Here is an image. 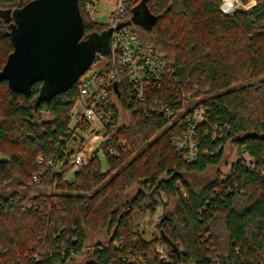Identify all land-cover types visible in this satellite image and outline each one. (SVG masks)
<instances>
[{
	"label": "trees",
	"instance_id": "trees-1",
	"mask_svg": "<svg viewBox=\"0 0 264 264\" xmlns=\"http://www.w3.org/2000/svg\"><path fill=\"white\" fill-rule=\"evenodd\" d=\"M29 1L0 0V71L14 49V11ZM88 1L99 0H79L84 39L108 30L91 21ZM142 1L133 5V20ZM221 1H144L146 20L134 22L174 65L175 87L166 95L176 118L131 101L122 81L121 106L130 116L121 121L110 94L105 110L114 122L103 150L112 146L117 154L105 152V170L94 150L66 176L78 83L48 96L44 82L24 94L0 80V264H68L103 231L108 239L84 264H264V0L234 15L223 13ZM180 107L206 109L193 162L172 142L188 126ZM43 111L52 118L39 121ZM228 143L240 158L196 191L188 176L218 167ZM163 195L176 198L160 219L176 248L162 237L147 239L134 220L135 213H155Z\"/></svg>",
	"mask_w": 264,
	"mask_h": 264
},
{
	"label": "built area",
	"instance_id": "built-area-1",
	"mask_svg": "<svg viewBox=\"0 0 264 264\" xmlns=\"http://www.w3.org/2000/svg\"><path fill=\"white\" fill-rule=\"evenodd\" d=\"M140 0H116L113 10L110 13L109 23L111 29L110 47L106 53L97 52L96 60H106L103 66H94L85 71L78 81V96L76 105L80 104L81 110L71 113L72 137L69 148L72 150L70 157L71 168L78 171L82 166L86 155H90L105 139V133L110 123L114 122L111 111L105 110V103L110 94L114 95L115 104L119 107V114L123 116L128 111L121 106V95L119 84L127 82L131 87V101L148 103L152 111L160 112L170 121H173L175 111L168 103L166 91L175 87L177 79L174 65L170 64L165 54L158 51L152 44L143 40L138 32L137 25L133 20L131 10L133 5ZM256 0H222L220 8L226 15H234L244 9L254 6ZM99 1H88L85 10L93 22L96 21ZM104 25V24H103ZM75 83V84H76ZM188 95H185V97ZM180 98H179V101ZM188 122L187 129L172 137L174 146L185 154L189 162L197 158L198 142L196 129L206 119V109L194 107L188 111L186 107H180ZM121 119V117H120ZM222 136V135H220ZM110 140V138H109ZM95 146H93L94 144ZM109 143V142H108ZM107 143V144H108ZM100 147L103 149L107 146ZM120 147L127 149L125 140H121ZM99 149V150H100ZM70 150H65V152ZM117 154L115 147L109 146L104 153ZM246 152L242 157L247 164H251V157ZM51 163V162H50ZM38 180V176L34 175ZM161 258L167 254L159 249ZM142 264H147L141 258Z\"/></svg>",
	"mask_w": 264,
	"mask_h": 264
},
{
	"label": "water",
	"instance_id": "water-1",
	"mask_svg": "<svg viewBox=\"0 0 264 264\" xmlns=\"http://www.w3.org/2000/svg\"><path fill=\"white\" fill-rule=\"evenodd\" d=\"M144 1L135 9L134 20H146ZM13 51L0 71L16 92L29 94L37 82H44L48 96L71 88L87 71L96 53L107 52L111 29L84 39L85 23L79 0H30L14 11ZM109 142L103 139L96 151ZM161 237L176 245L158 223Z\"/></svg>",
	"mask_w": 264,
	"mask_h": 264
},
{
	"label": "rangeland",
	"instance_id": "rangeland-1",
	"mask_svg": "<svg viewBox=\"0 0 264 264\" xmlns=\"http://www.w3.org/2000/svg\"><path fill=\"white\" fill-rule=\"evenodd\" d=\"M116 3V0H99V4H98V12L96 13V21L99 24H104L106 26V24L109 23V19H110V13L114 8V5ZM106 64V60L102 59V60H96V62H94V66H103ZM81 110V106L80 104H77L75 107V111ZM130 114L125 112V114H121V121H126L129 118ZM51 117V114L47 111H43L39 117L38 120L39 121H44V120H49ZM94 144V142H93ZM95 146V144L93 145ZM97 154L99 156V158L102 161V165H103V169L105 170L107 168V164L105 161V153L103 149H100L97 151ZM87 156V155H86ZM246 156V155H245ZM247 158L248 155L246 156ZM6 156L0 154V160L5 159ZM240 158V155L238 153L237 148H235L234 146H232L230 143L227 144L226 146V150H225V157L224 160L222 161V163L218 166V167H212L208 170L207 173L204 174H196L193 176H188L189 177V181L192 184V187L196 190L199 191L201 190L205 183L213 178H215L217 172L221 171L223 175L229 173L230 168L232 166V164L237 161ZM73 172L74 170L71 168L69 169V171L67 172L66 176L68 179H72L73 176ZM111 175H109L110 177ZM137 190V188H134L131 192L133 194V192H135ZM160 204L157 208V211L155 213H150V212H146L143 214H138L135 213L134 214V220L137 223L139 229L144 232V236L147 239H153V238H157V237H161V233H160V227L158 226V223L160 222L161 216L163 214L168 213V210H165V208L168 206V208H170V210H173L175 208L176 205V198L173 197H167L165 195H163L160 200H159ZM165 203H167V205H165ZM167 215V214H166ZM107 233L106 231L100 232V233H93L90 235L88 243L86 245V249L84 251V253L82 255L76 256L74 257L68 264H84V262L90 257V252L91 250H93L94 245H96V243H98L99 241L105 242V240H107ZM167 243H164V245L161 243L159 244L158 248L160 250H162L163 252H165L166 247H167Z\"/></svg>",
	"mask_w": 264,
	"mask_h": 264
},
{
	"label": "flooded vegetation",
	"instance_id": "flooded-vegetation-1",
	"mask_svg": "<svg viewBox=\"0 0 264 264\" xmlns=\"http://www.w3.org/2000/svg\"><path fill=\"white\" fill-rule=\"evenodd\" d=\"M87 39H88V37H87Z\"/></svg>",
	"mask_w": 264,
	"mask_h": 264
}]
</instances>
